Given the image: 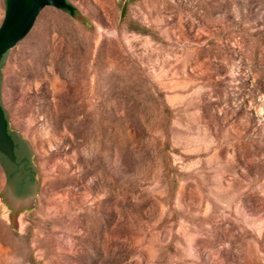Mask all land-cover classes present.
<instances>
[{
    "label": "rangeland",
    "instance_id": "374dc122",
    "mask_svg": "<svg viewBox=\"0 0 264 264\" xmlns=\"http://www.w3.org/2000/svg\"><path fill=\"white\" fill-rule=\"evenodd\" d=\"M66 2L1 59L0 264H264V0Z\"/></svg>",
    "mask_w": 264,
    "mask_h": 264
},
{
    "label": "water",
    "instance_id": "95a60500",
    "mask_svg": "<svg viewBox=\"0 0 264 264\" xmlns=\"http://www.w3.org/2000/svg\"><path fill=\"white\" fill-rule=\"evenodd\" d=\"M4 3V19L0 25V62L2 57L9 50L17 46L31 30L39 13L44 8L65 9L66 0H3ZM78 21L88 22V20L78 14L72 16ZM15 137L20 139V136L14 132H10ZM21 140V139H20ZM23 141L28 150L29 163L28 167L33 175V182L28 193L23 197H16L10 189L7 188L9 193L16 200H24L33 196L36 192L37 184L34 180L35 168L30 162L32 152L26 141ZM0 155L7 159L11 164L16 162L14 154V142L7 132V123L5 115L0 107ZM2 169L5 167L0 160Z\"/></svg>",
    "mask_w": 264,
    "mask_h": 264
},
{
    "label": "flooded vegetation",
    "instance_id": "af4514ba",
    "mask_svg": "<svg viewBox=\"0 0 264 264\" xmlns=\"http://www.w3.org/2000/svg\"><path fill=\"white\" fill-rule=\"evenodd\" d=\"M15 139L17 143L16 145L14 143V148H19L22 141L17 137ZM28 163L29 158L23 157L18 163L15 162L14 164L5 165L2 170L5 178L6 188L10 189L16 197L25 196L32 185L33 179L31 184L28 180Z\"/></svg>",
    "mask_w": 264,
    "mask_h": 264
},
{
    "label": "trees",
    "instance_id": "16d2710c",
    "mask_svg": "<svg viewBox=\"0 0 264 264\" xmlns=\"http://www.w3.org/2000/svg\"><path fill=\"white\" fill-rule=\"evenodd\" d=\"M62 11L66 12L69 16H74L76 14V9L74 6H72L70 3L66 2V6H65V9H61ZM0 65H1V62H0ZM7 132L8 134L11 136L12 140L14 141L15 145L17 143L16 141V137L11 134L8 129H7ZM14 154L16 156V163H18L20 161L21 158L23 157H27L29 158L28 156V150H27V146L26 144L22 141L21 145L19 148L15 147L14 148ZM0 160L3 164L5 165H9L11 163H9L7 161L6 158H4L2 155H0ZM32 179H33V175H32V172L30 171L29 169V173H28V180H29V183L31 184L32 182Z\"/></svg>",
    "mask_w": 264,
    "mask_h": 264
}]
</instances>
